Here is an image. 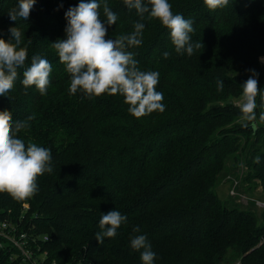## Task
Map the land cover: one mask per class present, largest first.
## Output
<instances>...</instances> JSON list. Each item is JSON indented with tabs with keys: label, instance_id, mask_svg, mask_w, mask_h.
Returning <instances> with one entry per match:
<instances>
[{
	"label": "trees",
	"instance_id": "obj_1",
	"mask_svg": "<svg viewBox=\"0 0 264 264\" xmlns=\"http://www.w3.org/2000/svg\"><path fill=\"white\" fill-rule=\"evenodd\" d=\"M79 2L35 0L28 21L17 20L20 46L28 44L52 65L50 83L45 95L22 85L32 55L12 90L0 96V111H9L13 123L34 116L18 138L50 149L53 170L37 178L30 198L0 193V221L25 231L43 264H143V249L130 247L137 235H146L156 253L153 264H264V209L258 213L216 192L223 184L234 192L240 180L247 193L259 186L264 192V101L257 96L256 129L241 119L239 107L248 70L259 74L264 90V0H229L216 10L203 0H168L173 14L194 21L191 40L201 47L191 56L175 52L170 30L158 20L145 14L141 21L123 0H98L102 22L105 2L118 15L116 25H106V39L130 34L137 21L145 24L142 44L127 50L140 70L159 73L156 90L165 111L140 118L119 94L69 93L70 76L51 43L66 38L65 12ZM18 5L0 0L6 42L16 26L8 12ZM114 209L127 221L99 244L101 215ZM0 241V264L25 262L16 247Z\"/></svg>",
	"mask_w": 264,
	"mask_h": 264
},
{
	"label": "clouds",
	"instance_id": "obj_2",
	"mask_svg": "<svg viewBox=\"0 0 264 264\" xmlns=\"http://www.w3.org/2000/svg\"><path fill=\"white\" fill-rule=\"evenodd\" d=\"M129 10L135 9L140 20H158L162 26L170 30V39L177 54L187 53L193 55L195 49L201 47L200 42L193 43L190 34L195 31L192 19H185L181 14H173L172 5L168 0H149L151 7L145 5L143 0H123ZM209 10L224 8L229 0H203ZM35 0H19L18 8L8 12L9 18L16 22L10 27L12 40L6 42L0 38V96H5L14 86L18 69L25 66L28 59L27 49L21 47L23 33L17 24L18 18L28 21L30 11ZM101 4L98 0H80L75 7L65 12L67 25L64 29L65 39H57L51 43L55 49L59 62L64 65L70 76L69 93L74 95L78 90L87 97L101 96L103 94H119L128 105V112L136 117L148 115L153 111H165L162 103L163 94L156 90L159 83V73L156 71H142L138 61L129 48L139 47L142 44V33L145 24L135 22L134 31L127 35H120L115 39H106L107 26L116 25L118 15L112 11L108 3L103 4L101 20ZM170 53L165 51L163 57L167 59ZM264 62V57L260 58ZM251 72L242 87V100L239 105L241 119L251 122L256 129V98L260 95L264 101V90L258 87V73ZM52 65L48 59L39 54L31 57V64L23 72L22 85L25 89L35 86L41 95L47 93L50 83L49 77ZM224 82L218 81L217 90L222 91ZM27 120L15 121L9 111H0V193H7L13 199L22 201L32 197L38 192L37 178L46 172L51 173L52 155L50 149L38 146L29 141L27 145L22 138H18L21 130L29 127ZM259 119L264 121V112ZM247 127V123L244 125ZM260 157L254 158L259 163ZM127 221V216L114 209L102 214L99 220L100 231L95 234L99 244L105 238H114L117 229ZM139 226L133 232H139ZM130 247L139 251L143 264H153L156 253L152 251L151 244L146 235H137L131 238Z\"/></svg>",
	"mask_w": 264,
	"mask_h": 264
},
{
	"label": "rangeland",
	"instance_id": "obj_3",
	"mask_svg": "<svg viewBox=\"0 0 264 264\" xmlns=\"http://www.w3.org/2000/svg\"><path fill=\"white\" fill-rule=\"evenodd\" d=\"M21 47H24L27 49L28 52V58H30L34 53L32 50V47L28 46V44H24ZM261 57H264V55H261L259 57V60ZM261 62V60H260ZM262 64H264V62H261ZM244 185H246V183H244ZM236 190L231 191V193L228 192L227 190V185L223 184L220 188L217 187V193L219 194V196L222 199H231L234 200L236 203L244 206L245 208H252L254 209L256 212L260 213V211L262 209H264V192L262 191L261 187H257L252 194L247 193L246 191L243 190V186H242V181H238L237 182V186H236ZM24 207H26L27 205H23ZM10 221V220H8ZM33 226V225H32ZM35 255V254H34ZM33 255V257L35 258V256ZM239 261V260H237ZM234 261L232 264H234ZM22 264H27L26 262H22Z\"/></svg>",
	"mask_w": 264,
	"mask_h": 264
},
{
	"label": "built area",
	"instance_id": "obj_4",
	"mask_svg": "<svg viewBox=\"0 0 264 264\" xmlns=\"http://www.w3.org/2000/svg\"><path fill=\"white\" fill-rule=\"evenodd\" d=\"M0 236L20 251L23 256V261L29 262V264H43L44 257H40V261L33 257L34 254L31 249V244L28 241L27 233L25 231L18 230L16 223L1 220ZM44 239H47V237H44ZM33 240L35 239L33 238ZM0 246H3L2 241H0ZM42 254L45 255L46 251H43ZM51 264H56V261L53 260ZM234 264H241V262L237 261Z\"/></svg>",
	"mask_w": 264,
	"mask_h": 264
}]
</instances>
